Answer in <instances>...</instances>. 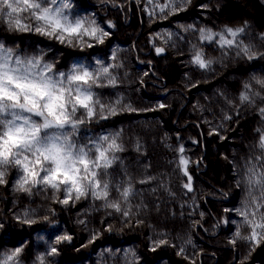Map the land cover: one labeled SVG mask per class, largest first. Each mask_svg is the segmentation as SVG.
Here are the masks:
<instances>
[{
  "label": "trees",
  "instance_id": "1",
  "mask_svg": "<svg viewBox=\"0 0 264 264\" xmlns=\"http://www.w3.org/2000/svg\"><path fill=\"white\" fill-rule=\"evenodd\" d=\"M67 2L64 14L85 21L76 32L44 34L52 28L33 18L34 9L18 14L27 31L0 15V62L5 56L12 67L31 62L33 72L53 78L74 65L94 76L107 67L108 76L93 85V115L69 107L76 127L48 131L67 133L89 159L105 136L123 151L104 178L107 199L89 192L77 200L73 191L63 204L64 185L29 182L31 191H23L21 170L2 169L0 264H264V229L247 239L253 231L247 221L264 224V206L256 207L264 205L260 189L249 183L253 172L264 173V0H187L157 14L147 0ZM93 27L95 35L84 31ZM226 28L244 31L232 37ZM99 30L108 33L103 42ZM197 54L211 61L207 68L195 63ZM181 158L189 162L191 191ZM62 236L71 239L57 243Z\"/></svg>",
  "mask_w": 264,
  "mask_h": 264
},
{
  "label": "snow or ice",
  "instance_id": "2",
  "mask_svg": "<svg viewBox=\"0 0 264 264\" xmlns=\"http://www.w3.org/2000/svg\"><path fill=\"white\" fill-rule=\"evenodd\" d=\"M45 2L56 4V0H40V2H35V0H0V15H6L9 18L10 26L27 31L28 26L22 24L18 14L34 9L36 11L31 12L33 18L52 28L51 32L44 33L46 35H53L57 30L76 32L83 27L84 20L73 21L64 14L63 10L71 7L67 0H63L59 7H41V4ZM163 10L161 9V11ZM92 24L94 21H89V26ZM36 31H43V29L38 27ZM84 31L95 35L98 29L93 27L90 33L87 28ZM99 31L98 40L103 42V37L108 33ZM226 31L232 37H236L244 29L226 28ZM204 38L211 40L213 34L208 33ZM233 42V40H222V43L228 45ZM3 51V46L0 45V52ZM162 51L163 49H157V52ZM244 51L247 52L248 49L245 48ZM251 58L249 57V59ZM15 63L16 67L10 66L7 56L0 62V127H2L0 130V184L6 182L3 179L5 171L2 169L13 165L23 173V178L19 181L20 190L30 192L31 188L25 187L29 182L33 187L39 184L50 186L56 190L64 185L66 198L60 201L63 204L69 203L73 191H75L77 200L81 196H87L89 192L96 199H107L109 183L104 178L109 175L108 169L119 159L115 153L123 151L122 147L116 143V138L109 142V137H103L98 144L93 146L92 155L95 158L89 159L90 152L85 151L84 147L77 148L67 133L49 132L48 130L64 129L69 124L73 128L76 127L77 121L69 118V107L72 114H75L77 107H80L87 110L90 116L93 115V111L89 107V102L93 100V85L97 83L100 75L108 76L109 69L102 67L94 76L93 72L87 68L74 65L67 75L59 73L57 78H53L44 72H33L35 65H31V62H29V67H23L20 60ZM195 63L201 68H207L211 61L205 62L202 59V54H197ZM51 67V65H45L49 71H51ZM108 83L114 85L115 78H110ZM241 99L248 100V96H242ZM160 107H164V105H160ZM101 111H103L102 106ZM108 111L110 115L117 114L115 108H110ZM5 115L10 118L5 119ZM37 118L40 122H37ZM79 123H83V121H79ZM105 143H107L106 147H104ZM261 148H264V142L261 143ZM179 151L182 153L184 149L180 148ZM109 153H111V157ZM188 163V160L181 158L180 164L184 166L185 175L189 180V183L184 187L191 191V176L187 173ZM146 182V180L140 181V183ZM129 183L131 182L129 181ZM249 183L259 187L260 198L264 200V173L253 172ZM132 191L131 187L125 188L123 197L127 199ZM108 206L120 211V205L117 203ZM261 206L264 205H256L257 208ZM241 215L247 217L250 213L242 212ZM24 222L34 223L35 221L25 220ZM247 222L253 226L252 235L247 239H256V227L264 229V224L256 225L252 221ZM70 239V236H62L57 239V243ZM51 252L55 253L56 248L52 247Z\"/></svg>",
  "mask_w": 264,
  "mask_h": 264
},
{
  "label": "rangeland",
  "instance_id": "3",
  "mask_svg": "<svg viewBox=\"0 0 264 264\" xmlns=\"http://www.w3.org/2000/svg\"><path fill=\"white\" fill-rule=\"evenodd\" d=\"M184 0H147L149 12L157 14L162 12L161 9L168 10L174 8L177 4H183ZM168 5V7H165ZM163 10V11H164Z\"/></svg>",
  "mask_w": 264,
  "mask_h": 264
}]
</instances>
